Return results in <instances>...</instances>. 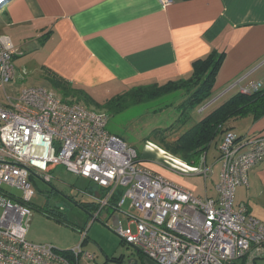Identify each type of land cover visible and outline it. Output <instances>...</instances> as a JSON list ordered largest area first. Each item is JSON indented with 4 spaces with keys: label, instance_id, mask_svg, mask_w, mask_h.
Instances as JSON below:
<instances>
[{
    "label": "built area",
    "instance_id": "2783aa9c",
    "mask_svg": "<svg viewBox=\"0 0 264 264\" xmlns=\"http://www.w3.org/2000/svg\"><path fill=\"white\" fill-rule=\"evenodd\" d=\"M159 1L163 6L173 2ZM16 53L0 40L3 89L15 77ZM262 88L264 83L256 82L242 91ZM6 98L8 103L0 104V264L94 260L81 244L66 254L50 243L28 239L33 177L51 181L50 168L57 164L105 190L104 196H94L99 202L94 219L111 206L119 191L122 195L113 207L119 209L130 198L140 215H129L125 228L119 222L116 232L157 264H256L264 259V220L251 215L245 204L234 206L237 187L248 185L250 170L264 159V135L243 137L225 131L218 146L217 197H199L145 167L134 146L107 130L105 112L66 102L44 87H28L18 97ZM172 160L173 165L167 164L182 173L208 177L212 172L206 157L201 166L176 157ZM6 188L17 189L21 195Z\"/></svg>",
    "mask_w": 264,
    "mask_h": 264
},
{
    "label": "crops",
    "instance_id": "0c3cea01",
    "mask_svg": "<svg viewBox=\"0 0 264 264\" xmlns=\"http://www.w3.org/2000/svg\"><path fill=\"white\" fill-rule=\"evenodd\" d=\"M172 1L163 6L159 0H11L0 18V40L17 50L15 64L28 54L32 74L38 72L53 86L46 76L49 69L96 101L104 92L117 95L136 86L188 78L193 61L212 52L224 55L213 85L216 100L264 83V0ZM227 126L238 136L264 135V117L253 120L245 132L234 129L235 124ZM147 142L152 145L143 149L141 161L147 168L196 196L217 197L218 181L212 190L206 185L205 195L198 194L179 171L167 172L157 163L169 166L167 156H176L158 141ZM240 204L264 220V159L250 170L248 185L237 187L234 206ZM49 208L55 215H43L84 231L56 203ZM28 239L46 243L37 235L30 237L29 229Z\"/></svg>",
    "mask_w": 264,
    "mask_h": 264
},
{
    "label": "rangeland",
    "instance_id": "374dc122",
    "mask_svg": "<svg viewBox=\"0 0 264 264\" xmlns=\"http://www.w3.org/2000/svg\"><path fill=\"white\" fill-rule=\"evenodd\" d=\"M9 5L10 2L6 3L0 9V18H2L6 10H8ZM30 57L31 56L27 54L18 57L17 60L19 61L16 62L17 64L14 62L15 68L16 65H18L16 76L11 83L6 85L5 89L0 87V104L8 103L6 95L12 98L18 97L25 87L44 86L46 88L55 89L41 74L36 72L35 75L32 74L31 70L29 71L30 67L32 68ZM27 66L29 68H27ZM55 91L63 97L62 92H59L57 89H55ZM211 92L210 101L207 103L211 101L214 102L204 111L200 109L207 103L201 104L202 106L197 105L193 108L188 106L181 107V103L187 97L186 90H179L150 102L131 105L117 112L100 109L95 105V102L100 104L105 103L107 100L114 98L116 94H105L104 92L96 97L98 101L94 100V103L84 97L76 101L77 103L88 106L90 109L104 111L108 116L107 130L121 137L129 145L134 146L139 154L138 160L142 161L144 159L142 152L146 147L147 139L149 138L152 141L155 140L159 142L158 138L154 139L151 136L154 130L165 129L173 125L174 134H172L171 138L177 137L181 133H184L191 125L206 117L226 99L216 100L218 98V93L213 91V88ZM232 92H230V94ZM184 111H187L186 114H183ZM252 121V116H245L232 119L228 124H235L234 129L239 132H245L249 124H252ZM218 140L219 138L211 144L206 152L205 164L212 168V172H210L208 177L196 172L178 173V176L184 178L185 182L196 186L198 190L197 193L200 195H205L206 185L209 190H212L214 184L219 181L218 176L221 163L220 160H218ZM157 145L162 148L161 144L158 143ZM158 157H161L160 152L158 153ZM167 157L166 163L173 165L171 162L173 161V157L169 155ZM157 163L163 165L165 171L173 172V169L164 165V163ZM201 165L202 162L198 164V166ZM51 167L52 171L50 170L49 172L52 176V183L44 181L42 177H33L35 194L31 199L33 218L29 223L30 237L32 234L37 235L42 242L50 243L56 246L60 251L63 250V248H77L81 244L85 252L87 251L95 257L94 260L91 261L81 257L80 264H102L107 258L110 259L109 264H157L144 255L137 247L125 242L116 232L119 222H121L125 228L130 220L129 215L135 217L140 215V212L132 207L130 198H126L124 205L119 209L112 206L103 208L98 213V218L94 219L93 216L96 214V209H94L92 205L86 204L89 209H83L75 202L71 201L70 197L74 195L75 200L91 203V201H96L94 196L98 198L99 196H104L101 194V191L104 190H101V187L88 178L69 172L61 164L52 165ZM6 189L13 194L21 195V192L17 189ZM54 203L66 213V217L69 221L74 220L77 226L81 225L85 230L88 229V240L83 241L84 232L80 231V228L78 229L76 226L61 223L43 215V208L48 209L49 206L51 207ZM132 228L135 231V225H133ZM112 258H120V260L112 261ZM256 264H264V259L257 260Z\"/></svg>",
    "mask_w": 264,
    "mask_h": 264
},
{
    "label": "trees",
    "instance_id": "16d2710c",
    "mask_svg": "<svg viewBox=\"0 0 264 264\" xmlns=\"http://www.w3.org/2000/svg\"><path fill=\"white\" fill-rule=\"evenodd\" d=\"M223 56V54L212 52L206 57L194 60L192 64L193 70L188 78L171 79L163 83L157 82L132 87L117 94L114 98L107 100L103 104L95 102V105L100 109L117 112L131 105L157 100L179 90L187 91V97L181 103V107L188 106L193 108L197 105H203L210 101L215 76L222 63ZM46 76L51 81L53 87L63 93L62 99L64 101L74 103L81 97H84L94 103L92 97L90 99L82 90L75 88L70 82L64 80L51 70L46 69ZM186 112L184 111L183 114H186ZM245 116H252L254 121L264 117V88L257 91H241L235 93L224 100V102L206 117L190 126L184 133H181L177 137L171 138L172 134H174L173 125L165 129H156L152 132L151 136L154 139L158 138L162 148L167 152L190 165L198 166L200 162L203 163V158L206 157L207 150L219 135L227 130H231L227 126L228 122L232 119ZM147 140L150 141L151 139L148 138ZM141 163L143 164V162ZM49 182L52 183V180ZM104 191H101L102 195L105 194H103ZM121 195L122 191L114 195L111 206L114 205ZM70 200L83 209H89L86 204L92 205L96 209V212L99 209V202L97 200L94 202L91 201V203H85L82 200L80 202L74 198ZM29 205L31 206V203ZM53 211L56 210L43 208V213L51 217L55 215ZM59 220L61 221V219ZM87 234L88 231L83 241L88 239ZM63 251L66 254L69 252L68 250ZM109 260L107 258L102 264H109ZM111 260L119 261L120 258H112Z\"/></svg>",
    "mask_w": 264,
    "mask_h": 264
},
{
    "label": "water",
    "instance_id": "95a60500",
    "mask_svg": "<svg viewBox=\"0 0 264 264\" xmlns=\"http://www.w3.org/2000/svg\"><path fill=\"white\" fill-rule=\"evenodd\" d=\"M11 0H0V9Z\"/></svg>",
    "mask_w": 264,
    "mask_h": 264
}]
</instances>
